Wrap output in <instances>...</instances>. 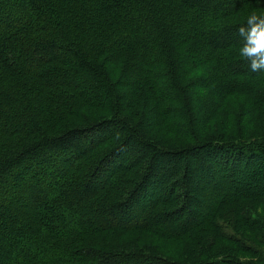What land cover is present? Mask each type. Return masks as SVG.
<instances>
[{
	"label": "trees",
	"instance_id": "trees-1",
	"mask_svg": "<svg viewBox=\"0 0 264 264\" xmlns=\"http://www.w3.org/2000/svg\"><path fill=\"white\" fill-rule=\"evenodd\" d=\"M253 11L264 0H0V209L17 200L3 222L27 224L22 235L0 228V264H255L200 260L212 233L264 264V184L239 192L236 181L244 167L264 171V143L200 140L227 98L264 106V72L238 56ZM195 71L206 80L191 94ZM163 127L192 144L171 149L148 133ZM192 156L235 184L205 217L189 210ZM126 235L148 238L117 247ZM151 236L198 247L181 262L156 254Z\"/></svg>",
	"mask_w": 264,
	"mask_h": 264
},
{
	"label": "rangeland",
	"instance_id": "rangeland-1",
	"mask_svg": "<svg viewBox=\"0 0 264 264\" xmlns=\"http://www.w3.org/2000/svg\"><path fill=\"white\" fill-rule=\"evenodd\" d=\"M12 20H7V27L10 28L9 23H12ZM191 78L186 79V84L188 82L191 85V88H189L188 92L190 91L191 94L193 92H199V90H195L196 87H199L198 85H201L200 80H206V78H203V71L200 73V71H195L193 73ZM192 79H198L197 81L190 82ZM194 85L196 87H194ZM163 91L165 90V86L162 85L159 87ZM213 89L210 88L209 92ZM203 91V90H201ZM208 91H204L202 94H206ZM165 93H169L167 89L165 90ZM170 97H175L172 94H170ZM179 98V97H178ZM172 103H169L175 105L176 101L172 100ZM248 101L244 96H234L227 98L226 101L223 102L221 107L217 110V112L214 113L213 117H210L207 123L204 124V126L201 128V139L202 142L206 139H210L212 141H220V142H228L236 140L240 136H245L244 141L248 142V140H251L255 143H264V106H258L256 109L252 107H247ZM173 105V106H174ZM96 115L93 116H102V113H95ZM104 116H107L104 115ZM174 122H181V117L179 114L175 115ZM212 116V115H211ZM209 118V117H208ZM207 121V120H206ZM151 128L148 133H150V136H153L157 140H162L163 144L165 146L173 148H179L183 146L191 145L187 139V137L182 136L181 134H173L174 132L171 130H168L167 128L163 127V129H153ZM197 156V155H195ZM196 163H198V157H189L188 158V164L191 167V175L189 180V185L192 188V195L197 200V205L190 204L189 210L193 213L195 210L198 213V216L205 217L207 214V210L209 209L212 204L218 199L219 195L222 193H226L228 191H231L234 183L227 180L225 177L219 176V174H214L216 171L214 170L215 165L213 164V167H211L210 172L208 173H202L197 168ZM257 170V171H256ZM264 173V171L260 172V168L257 169L251 166V168L248 169V167H244L240 172H238V177L236 181L238 180L239 184H242V187L239 186V192L244 191L247 187L250 189L252 193H261L262 187L264 184V181H262L259 178V174L257 173ZM4 173V172H3ZM213 173V174H212ZM223 173V171H222ZM202 174V175H201ZM258 174V175H257ZM201 176V177H200ZM214 176V178H213ZM261 177L264 180V175L261 174ZM180 180V178H177ZM218 183H215L217 182ZM235 181V182H236ZM179 182V181H178ZM23 184V177L19 176L17 178H14L11 182V185L9 189L18 188ZM168 186V185H167ZM261 189H260V187ZM14 187V188H13ZM11 189V190H12ZM175 189V190H174ZM174 189L172 191L171 199L169 201L173 202L172 205H176L178 200V197L174 199L173 201V195L179 193L180 185L179 183L174 186ZM10 190V191H11ZM15 191V190H14ZM162 191L158 192L156 194V198L162 199L164 197L161 196ZM179 195V194H178ZM255 196H253L254 198ZM15 201V202H14ZM175 202V203H174ZM11 203V204H10ZM17 200L8 199L7 203L5 205H2V211L0 209V228L2 230L5 229V234L7 233V229L11 231V234L13 236L15 235H22L24 233V230L27 226L25 219L18 217L17 222L15 221V224L18 226L17 230L12 228V226H5L3 219L7 216L10 217L9 214H11L12 210L15 211V207L19 211L17 204ZM172 205L165 208L172 209ZM20 208V207H19ZM253 210V209H252ZM27 212V211H25ZM257 218L258 220H261L262 223H264V203L261 204L260 207H258L257 210ZM89 216L86 215V218ZM184 216H179L177 220H180ZM19 221V222H18ZM255 224H259L257 222H253L251 226H255ZM26 231V230H25ZM248 234H251L252 237L250 240H254L256 236H260L259 233L253 231ZM198 235V234H197ZM213 241L212 246H209L207 244L208 251L204 253L203 256L198 258L202 261L210 260L211 258L215 257H221L224 255H229L235 258L236 261L241 263L246 262H254L255 264H258V257L253 255V251L249 249L248 246H245L243 248L238 247L235 243L237 241L233 240H226L223 238H219L217 233L211 234ZM199 238H201L200 234L198 235ZM197 237V238H198ZM148 237H141L138 238L136 235L135 238L132 237V235H126L120 238V240L116 243L117 247L124 246L126 243L130 244L132 240L135 242H138L140 240L141 242H144ZM91 239H96V236H93ZM111 239V238H110ZM109 238L105 239L104 242L106 243H112ZM138 239V240H137ZM153 240V246H155L154 252L160 256L170 257L174 260L184 262L185 258H190L192 251L198 247V244L195 242V240L189 241L187 238L184 240H181L179 242H168L164 239H160L157 237H152ZM264 239V238H263ZM234 243V244H233ZM106 245V244H104ZM255 254V253H254Z\"/></svg>",
	"mask_w": 264,
	"mask_h": 264
},
{
	"label": "clouds",
	"instance_id": "clouds-1",
	"mask_svg": "<svg viewBox=\"0 0 264 264\" xmlns=\"http://www.w3.org/2000/svg\"><path fill=\"white\" fill-rule=\"evenodd\" d=\"M242 39L238 56L246 61L253 73L264 72V13L253 11L238 29Z\"/></svg>",
	"mask_w": 264,
	"mask_h": 264
}]
</instances>
